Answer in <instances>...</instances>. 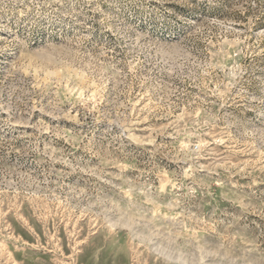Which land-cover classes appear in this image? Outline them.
Instances as JSON below:
<instances>
[{
    "label": "rangeland",
    "instance_id": "1",
    "mask_svg": "<svg viewBox=\"0 0 264 264\" xmlns=\"http://www.w3.org/2000/svg\"><path fill=\"white\" fill-rule=\"evenodd\" d=\"M0 264H264V0H0Z\"/></svg>",
    "mask_w": 264,
    "mask_h": 264
}]
</instances>
